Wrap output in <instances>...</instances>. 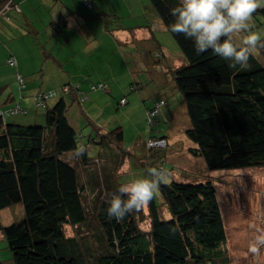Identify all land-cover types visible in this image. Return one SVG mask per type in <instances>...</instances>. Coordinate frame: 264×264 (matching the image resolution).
<instances>
[{
  "label": "trees",
  "instance_id": "trees-1",
  "mask_svg": "<svg viewBox=\"0 0 264 264\" xmlns=\"http://www.w3.org/2000/svg\"><path fill=\"white\" fill-rule=\"evenodd\" d=\"M56 1L72 12L75 11L69 4L79 10L106 7L113 15L111 19L122 23L121 32L130 31L129 43L135 45L131 48L142 49L137 32L142 27L157 41L160 28L153 27L155 21L149 26L141 25V15L130 27L127 19L133 17L131 12L121 14L103 0ZM128 1L127 4L131 0ZM141 1L143 15L150 6L185 58L179 66H160L164 72L169 67L164 74L165 84L174 80L175 88L183 93L190 118L186 134L195 143L190 152L204 157L211 170L264 167V49L250 57L248 67H230L231 61L211 50L197 54L191 40L170 30L175 22L171 10L180 0ZM2 2L0 20L10 19L8 12L16 9L27 20L20 24L25 26L26 34L37 35L34 43L42 57L54 63L62 59L59 37L67 19L53 22L52 35L46 32L43 41L39 34L44 31L34 28L35 19L24 14L20 4ZM257 15L264 19V7L254 17ZM113 38L117 36L113 34ZM154 49H158L157 58L164 56L159 47ZM44 60L23 68L15 55H9L3 62L7 67L0 63V264H86V252L90 251L89 257L96 256V264H224V259L218 257L222 255L221 244L227 239V231L211 180L162 182L159 193L147 204V213L140 209L120 221L109 218L108 201L118 189L113 183L115 171L111 169L115 166L118 171L121 166L116 150L123 149V128L116 126L105 131L94 126L87 114L82 126L92 129L88 139L82 140V127L77 128L71 121L70 109L74 99L83 104L89 94L80 84L64 78L59 70L46 71ZM158 67L155 75L159 74ZM46 73H50L47 87L42 84ZM15 82L18 87H13ZM136 86L142 90L138 83L131 89ZM108 90L106 81L95 82L90 89L105 93ZM145 100L150 125L160 124L156 118L169 102L164 98L150 103ZM119 104L127 105V97L121 98ZM41 107L47 109L42 112ZM161 131L150 132L149 143L166 139L167 148L168 134ZM78 147L85 148L83 154H78ZM97 164L99 167H95ZM101 185L105 191L95 194L90 190ZM164 205L166 212H162ZM145 215L148 229L140 226Z\"/></svg>",
  "mask_w": 264,
  "mask_h": 264
},
{
  "label": "rangeland",
  "instance_id": "rangeland-1",
  "mask_svg": "<svg viewBox=\"0 0 264 264\" xmlns=\"http://www.w3.org/2000/svg\"><path fill=\"white\" fill-rule=\"evenodd\" d=\"M65 1H69L70 3L77 2V0ZM111 1L115 7L113 10L121 14L131 12L133 17L127 19L130 21L127 24L130 27L133 26L136 21L140 20V15L133 9V6H135L133 3L135 2L127 4L129 2L128 0ZM102 3H106L107 7L109 6L106 0H103ZM62 4V2L59 3L60 6H62ZM73 11L75 12H72L70 9H65V12L63 11L67 15L63 16V20L68 19V22L62 24L60 35L62 37L68 34L73 35V44L78 47L81 46V43H79L80 40L76 35H80L84 40V45L81 49L83 52L87 51L88 40H91L93 43L99 42L101 49H112L110 51L106 50L98 53L100 59L103 62L107 61V64L111 67L112 63L110 62V57L116 56L121 52L122 48H115V45L112 44L109 31L104 28V24L113 18L110 10L103 7L100 11H97V9L93 11L92 9L82 7L81 10L74 9ZM147 11L148 12L144 11L143 25L149 26L153 20H158L162 29L156 32V43L155 40L151 38V34L148 31H143V34L140 35L143 46L142 49L137 52L142 54V58L143 52L147 54L146 58L151 64H147L140 73H135L131 82H137L139 87L143 89V93L148 92V103L153 102L155 99L159 100L164 98L169 102V106L164 108L167 109L165 116L161 110V113L156 118L160 124L153 126L150 125L147 119L148 116L145 112L146 108L144 103L143 114H135L131 118V116L124 115L123 111H120L121 113L113 119H110L111 121L117 120L121 122L120 125L125 128L123 149L116 150L121 158V166H119L118 171H116L114 165L111 169V172L115 171L113 183L119 187L121 184L146 176L148 169L153 167L160 168V165L163 163H165L163 168L167 173L166 181L163 183H170L174 180L194 183L206 180L213 181L217 189V195L227 231V239L221 244L222 255H220L218 259L220 258L222 260L223 258L224 264H264V248L261 249L259 255H254L249 251V245L257 235V230H264V167L211 170L208 168L204 157L195 156L190 152V148L195 147V143L186 134V130L190 127V118L187 114L183 93L175 88L174 80L170 83L168 82L169 85L161 86L152 79L158 72L157 66L166 64L170 66L177 64V66H179L185 61V58L178 43L167 28L163 26L162 21L153 9L149 6ZM153 16L155 18H153ZM74 17L78 18L76 25L72 22ZM23 18V14H20V17L15 16L14 19L9 22L21 24L25 22ZM253 23L255 30L264 34V19L261 15H257L256 18L253 17ZM156 24L153 25L154 28H156ZM20 30L21 32H26L25 26L20 25ZM17 34L18 37L29 36V33L28 35ZM132 34L134 35V33ZM117 38L120 45L123 46L124 52L129 50L132 52L131 45L127 46L122 36L117 35ZM238 39L239 38H237V40ZM141 42L137 43L140 44ZM157 42H160L159 50L163 52V57L157 58L155 56L158 49H152L148 52H146V50L143 51V48L146 49L151 46L152 43L157 44ZM51 48L53 50L56 49L53 43H51ZM48 49L50 48L48 47ZM59 49L63 51L64 54L67 53V51L63 50L61 45L58 46V50ZM67 49L69 51V47H67ZM32 50H34L33 56L31 54L27 56L24 55L27 48H25V50L21 48V51H18L20 57H16L21 67L25 68V66L29 67L30 65L34 67V65H37L35 62L45 59V57H42L39 53L37 47H33ZM2 58L3 52L0 54V60H2ZM3 60H7V58ZM44 61L49 72H51V68L57 71L61 69V67L57 66L51 59H45ZM2 66L4 68L7 67L4 63ZM40 73L41 72H38L36 74L41 77ZM13 87H18V83L15 82ZM54 101L55 99L52 100L51 103ZM41 109L43 112L47 108L41 107ZM121 109L122 108H120V110ZM81 127L84 134L82 140H87L91 129L90 127L83 128L82 125L79 128ZM160 129L168 133L169 146L167 148L149 150L150 132L159 133ZM95 167H99L98 164ZM80 168L79 170H81ZM100 181L103 183V178H100ZM90 190L95 191V194H97L99 191H105V188L101 185L97 188L91 187ZM164 207L165 205L163 206L162 212H166ZM142 209L147 213V204ZM2 213L6 216V221L10 220L8 219L7 210H4ZM148 222V216L145 215L143 220L140 221V226L148 229ZM90 252H86V264H88L89 259L90 264H93L96 257L93 256V259L89 257ZM221 263L223 264L222 261Z\"/></svg>",
  "mask_w": 264,
  "mask_h": 264
},
{
  "label": "crops",
  "instance_id": "crops-1",
  "mask_svg": "<svg viewBox=\"0 0 264 264\" xmlns=\"http://www.w3.org/2000/svg\"><path fill=\"white\" fill-rule=\"evenodd\" d=\"M15 4H20L23 9V13L27 14L29 17L31 16L35 19V23H33L34 28L37 27L36 30L44 31L43 34H39L41 39H45L46 32L48 35H52V23L61 22L63 16H67L65 12V8L59 5V1L56 0H12ZM111 8L114 7L113 2L111 0H106ZM136 2H130L135 4L133 9L138 12L139 15L143 16V8L144 3L141 0H137ZM126 2V1H125ZM2 0H0V6L2 5ZM72 7V10L75 9L72 4H69ZM125 5V4H124ZM3 6V5H2ZM115 8V7H114ZM64 11V12H63ZM97 11H100L98 8ZM10 15V19L7 17L5 19L0 20V54L3 52V58L0 60V63H3L10 54L19 56V52L21 48L27 51L24 53L25 56L32 53V48L35 47V41H37V35L32 34L28 37H18L13 34V32L19 33L20 24L11 23L9 21L13 20L15 16L20 17V14L16 9H10L8 12ZM22 15V14H21ZM23 19L26 20L23 15ZM27 17V16H26ZM27 21V20H26ZM68 22V19L66 20ZM78 18H73L72 22L76 25ZM154 21V20H153ZM10 24H9V23ZM66 22V23H67ZM143 25V21H140ZM154 23H157V26L161 31L162 27L159 24L158 20H155ZM135 25V24H134ZM133 25V26H134ZM156 26V27H157ZM33 27V26H32ZM19 28V29H18ZM71 28V27H70ZM104 28L109 31L111 35L112 44L115 45V48H122L121 52H119L116 56L110 57V62L112 66L110 67L107 61L103 62L100 59L99 52L110 51L112 49H101L99 46V42L93 43L91 40L87 41V51H82V47L84 45V40L80 35H76L79 38L81 46H75L73 44V35H65L59 37V43L62 41L63 50L67 51L60 59V61L55 64L61 69L59 70L64 78H68L69 80L76 82L81 85L82 90L88 92L89 98L87 102L83 104H79L76 99H74L75 104L71 107V121L79 128L83 125V121L86 120L87 114L89 115L94 122V126L98 128L111 129L116 126H121L125 135V128L120 125L121 122L117 120L111 121L115 116H117L120 111H123L124 115L131 116V118L135 114H143V103L145 98H149L148 92L143 93V89L139 90L138 87L131 89L132 85H137V83H132V78L135 73H139L143 68L147 66V64H151L149 60H147L146 55L143 52L142 54L137 52L140 51L138 49L132 48V52L129 50L127 52L123 51V46L118 45L117 38H113V34L117 36H122L125 40V44L128 42L127 46H130V33L129 30H123L121 32L122 23L116 19H111L104 24ZM72 29V28H71ZM35 30V31H36ZM21 32V31H20ZM138 37L143 34V27L138 29ZM22 33V32H21ZM26 32L22 33L25 35ZM22 38V39H21ZM127 38V40H126ZM58 40V39H57ZM66 46H64L65 44ZM9 44V45H8ZM103 45V42H102ZM160 45V44H159ZM152 43L148 48H143V51L146 52L151 51L155 47H159ZM135 45L131 44V47ZM14 47V48H13ZM69 47V51L67 49ZM134 51V52H133ZM113 53V52H112ZM134 58V59H131ZM131 59V60H130ZM177 65V64H176ZM167 67V66H166ZM159 74L154 75V79L161 86L166 85L164 80L165 72H168L169 67L164 72L165 68L163 66H159ZM46 71L47 68H46ZM49 72V71H48ZM60 74V73H59ZM61 74V76H62ZM11 75H13L11 73ZM46 78L42 81L43 86L47 87L50 78V73L45 74ZM172 77H169L168 80H171ZM154 80V81H155ZM106 81L108 83V92L96 91L91 92V85L95 82ZM170 83V82H169ZM169 85V84H168ZM132 92V93H131ZM131 94V95H130ZM123 97H127L128 104L125 106H120L119 100ZM144 99V100H143ZM157 100V99H155ZM73 101V102H74ZM70 102V101H69ZM72 102V101H71ZM146 104V103H145ZM120 108H122L120 110ZM146 112V110H145ZM163 115L165 116L167 109L162 108ZM173 119V116H172ZM92 129V128H91ZM91 133V132H90ZM168 134V133H167ZM95 135L93 134V137ZM97 136V135H96ZM95 136V137H96ZM97 138V137H96ZM169 138V136H168ZM94 139V138H93ZM109 151H111L110 147L107 145ZM146 148V147H145ZM101 150V149H100ZM104 166V165H103ZM110 164H107V168H110ZM106 169V168H105ZM14 211V210H13ZM12 213V212H11Z\"/></svg>",
  "mask_w": 264,
  "mask_h": 264
},
{
  "label": "clouds",
  "instance_id": "clouds-1",
  "mask_svg": "<svg viewBox=\"0 0 264 264\" xmlns=\"http://www.w3.org/2000/svg\"><path fill=\"white\" fill-rule=\"evenodd\" d=\"M262 7L264 0H180L171 10L175 22L170 25V30L191 40L197 54L211 50L231 61L230 67L246 68L250 57L258 49H264V34L255 30L253 23L254 14ZM156 140L167 143L166 139ZM166 145L149 144V148H166ZM84 151V147H78V154ZM164 165L150 168L146 176L121 184L108 201L109 218L123 220L148 204L159 193L161 183L166 181ZM262 248L264 230L258 229L249 251L259 255Z\"/></svg>",
  "mask_w": 264,
  "mask_h": 264
},
{
  "label": "built area",
  "instance_id": "built-area-1",
  "mask_svg": "<svg viewBox=\"0 0 264 264\" xmlns=\"http://www.w3.org/2000/svg\"><path fill=\"white\" fill-rule=\"evenodd\" d=\"M126 101L125 100H123L122 101V103H125ZM161 103H163V102H161ZM157 106H159V104L157 105ZM157 112V110H155L154 111V114ZM150 146H160V145H166V142L165 141H161V140H156V141H151L150 143Z\"/></svg>",
  "mask_w": 264,
  "mask_h": 264
}]
</instances>
